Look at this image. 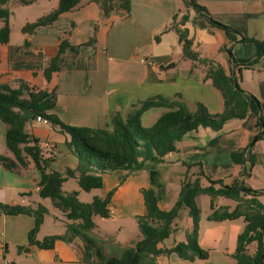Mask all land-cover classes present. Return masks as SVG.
<instances>
[{
    "label": "crops",
    "instance_id": "crops-1",
    "mask_svg": "<svg viewBox=\"0 0 264 264\" xmlns=\"http://www.w3.org/2000/svg\"><path fill=\"white\" fill-rule=\"evenodd\" d=\"M131 1L130 12L117 8L105 15L99 3L82 0L79 6L63 13L53 24L38 27L32 34L23 32L25 36L19 43L13 44L10 34L8 42H0V85L19 87L20 82H24L31 89L55 92L56 107L52 112L74 126L111 128L114 113L120 112L126 118L134 105L155 96L172 99L179 93L191 111L195 110L197 102H202L211 113H219L224 109L221 92L211 80L204 78L202 64L183 55L176 28L188 29L193 48L199 56L215 66H222L227 72L235 65L233 72L235 70L240 77L242 87L255 95L259 102L251 101L244 119L227 121L219 132L209 128L190 131L175 144L174 150L164 157L160 165H192L197 167L194 174L198 176L203 172L207 178L222 179L226 184L239 180L263 196L264 138L254 141L261 129L259 117H264V73L259 69L262 67L264 70L262 45L252 46L253 42L244 41L247 35L242 34L230 40L223 29L211 25L196 9L184 11V0ZM197 3L206 7L210 18L241 33L245 22L248 23L252 16L259 17L264 10V0H197ZM201 23L198 30L196 27ZM93 35L96 37L94 44H86ZM63 39H67L70 46L60 58L59 71L48 80L44 71L50 59L58 54ZM222 45L232 48L236 64L231 63L229 53L222 54ZM172 63L176 66L165 69ZM247 65L249 67H245ZM245 70H258L260 74L251 76ZM168 110L165 106L149 108L142 114V124L145 127L154 125ZM26 129L39 140L44 156L54 157L51 170L66 174L68 169L78 166V158L67 145V136L51 124L34 120L27 124ZM6 131L7 126L0 119V155L14 159L6 144ZM123 177L122 170L105 173L103 187L97 189L99 194L91 191L92 200L95 196L106 198L113 191L109 203L111 215L102 217L108 222L96 220L94 228H99L102 235L96 237L91 233L99 239L107 257H120L124 248L133 247L143 239L137 216L145 215L147 211L143 189L151 186L149 173L144 170ZM40 180V171L31 160L25 168L9 169L0 165V202L33 208L40 204L45 206L48 198L39 194ZM74 190L79 192L81 199L84 190L77 179L65 181L64 193ZM165 194L166 198L160 199L159 206L168 210L173 205L165 203L168 193L165 191ZM219 198L214 199L215 208L228 206L234 209L237 206L236 201L233 205L221 204ZM196 201L198 204V198ZM188 218L191 219L190 216ZM189 219L185 239L193 226ZM202 221L201 217L199 242L210 251L208 259L188 260L171 253L159 255L157 264H236L233 253L238 235L246 225L244 218L209 220L212 224ZM45 222L46 217L37 233L38 240L66 231L42 234ZM34 225L33 215L1 214L0 253L12 264H86L82 260L84 242L81 238L76 237L70 243L56 240L53 248H41L29 241ZM174 228L173 234L179 226ZM166 240L158 246L172 248L179 242L175 240L168 245ZM29 243L32 245L28 253L25 250ZM256 249V243L249 246L251 254Z\"/></svg>",
    "mask_w": 264,
    "mask_h": 264
},
{
    "label": "trees",
    "instance_id": "trees-1",
    "mask_svg": "<svg viewBox=\"0 0 264 264\" xmlns=\"http://www.w3.org/2000/svg\"><path fill=\"white\" fill-rule=\"evenodd\" d=\"M9 0H0L4 6ZM28 4L36 0H20ZM100 4L105 15L117 8L127 12L131 10V0H93ZM82 0H59L57 8L42 15L35 21L27 22L23 32L32 34L38 27L47 26L57 21L61 15L81 4ZM185 4L194 6L211 25L223 29L230 40L237 39L241 33L219 21L210 18L206 7L193 0H184ZM10 11L0 7V20L4 24L0 27V42L9 41L11 34ZM188 19L187 16H184ZM176 17L174 18V20ZM179 40L183 45V55L187 59L200 63L205 69V79L221 92L224 98V109L219 113H211L202 102H197L194 111H191L187 102L179 93L174 98L155 96L138 105L124 118L120 112L111 116V128L74 126L64 122L52 110L56 107V93L46 90L29 88L24 82L19 87L10 84L0 85V119L6 124V144L14 154V159L0 155V165L16 169L27 167L31 160L40 171L41 189L39 194L43 198H50L54 205L61 209L67 219V228L64 234H53L38 240L37 233L48 212L47 207L39 205L36 208L25 205H9L0 202L1 214L17 215L30 214L35 217V225L29 233V241L41 248H53L56 240L73 242L79 237L84 242L82 260L86 264H157V257L161 254L177 253L181 258L206 260L210 251L199 242L201 209L196 199L200 195H209L212 198L211 213L208 216L212 221L235 220L243 217L246 225L238 235L237 247L233 253L236 264H261L264 254V204L260 200L261 192L245 186L239 180L226 184L222 179H210L209 184H201L200 172L194 181L184 182L175 205L168 210L159 206L161 199L156 186L160 176V164L164 157L172 152L175 144L193 130L209 128L219 132L227 121L244 119L249 112L251 101L257 97L247 92L240 83L238 75L233 76L232 66L227 72L222 66H215L213 62L202 59L193 48V39L189 38L188 29L176 28ZM244 41H251L248 37ZM96 41L93 35L86 44L92 45ZM264 54V40L261 42ZM70 46L67 39L61 41L58 54L52 57L44 74L50 80L56 71H59V61L62 54ZM231 63L236 61L232 48L226 47ZM176 66L172 63L165 69ZM237 66V65H236ZM249 67V65L245 66ZM240 71L241 68H238ZM165 106L169 110L163 113L151 127L142 124V114L151 107ZM49 120V124L67 136V145L78 158V166L68 169L66 174L51 170L54 157H45L39 145V140L26 129L28 123L36 120L37 116ZM259 133L254 141L264 138V117H259ZM116 170H122L125 178L129 173L147 171L150 184L143 189L146 205V214L137 216V221L143 239L135 246L126 247L120 257H107L99 239L90 232L96 227L95 217H110L109 203L113 191L106 198L95 196L92 201L84 202L79 198V192L74 190L64 193L63 184L70 178H76L81 189L91 191L103 187V176ZM224 197L237 202L234 209L228 206L214 207V199ZM188 210L193 220V226L186 233V239L177 242L172 248H160L158 244L169 238L175 228L173 222L183 209ZM256 243L254 254L249 252V246ZM22 249V248H21Z\"/></svg>",
    "mask_w": 264,
    "mask_h": 264
},
{
    "label": "rangeland",
    "instance_id": "rangeland-1",
    "mask_svg": "<svg viewBox=\"0 0 264 264\" xmlns=\"http://www.w3.org/2000/svg\"><path fill=\"white\" fill-rule=\"evenodd\" d=\"M58 5H59V0H36L28 4L22 3L20 0H9L6 5L4 6L0 5V7L9 9L11 13L10 26L12 30L11 34H12L13 44L21 42V37L25 36L22 28L27 22L35 21L37 18L41 17L42 15H45L49 13L50 11H52L53 9L57 8ZM182 8L184 11H189V12H193L195 9L194 6H189L185 3L182 4ZM3 24H4V21L0 20V26H2ZM201 25L202 23L200 25H197L196 28L200 30ZM56 28L58 29L59 25H57ZM241 34L243 36L247 35L246 37L252 39L251 41H247V42H253L251 43L253 44L252 46H256L259 44L261 45V42L264 40V10H263V13L259 17L252 16L248 20V23L247 21L245 22L243 33ZM222 48H223L222 54L227 55L228 51L226 50V46L222 45ZM259 69H261L262 73H264V70L262 67H260ZM245 72L246 74L248 75L250 74L251 76H253L254 73H257L256 75L260 74L258 70L257 71L245 70ZM252 143L253 142H251V144ZM159 169H160L161 175H160V178L158 179L156 188L160 193L161 199L162 197L164 199L166 198V194H165V191H166L168 193V198L167 200H165V203H170L168 204L169 206L171 205L174 206L179 198V194H180V191L182 189L184 182L194 181L198 177V175L194 174V172L197 171V167H192V165H185V166L181 165L180 167L160 165ZM209 183L210 182L206 176L204 177L201 176V184L203 186L208 185ZM91 191H87V192L84 191L83 193L84 195L82 196L81 200L84 202H90L92 200ZM93 192H95L96 194H99V190L97 189H93ZM260 199L262 202H264V195L260 196ZM219 202L225 205H233L235 203L234 200L227 199L224 197H220ZM211 203H212V198L209 195H200L198 197V204L201 209V217L203 220L202 222L206 224H212L208 220ZM45 206H47L50 211L48 210L47 214L45 215L47 222H45L42 234L47 233V232L53 233L55 231H60V232L65 231L67 228V222H66L67 219L63 211L57 208L53 204L50 198L46 200ZM188 216H189L188 210L186 208L183 209L181 217L174 220V223H173L174 227L179 226V228L175 232V234H173L169 239L166 240L165 242L166 244L170 245V244H173L175 240L183 241L185 239V231L187 229V220L189 219ZM101 218H102L101 216H96L95 222L96 220H98V222H108L107 219H104V218L101 219ZM189 220H190L189 222H191V224L193 225L192 218ZM116 222H121V221H116ZM123 222H126V221H123ZM102 225L103 224H101V226ZM99 230H100L99 228L93 229V231H91L90 234L93 232L92 234L97 235L96 237H100L102 234L99 233Z\"/></svg>",
    "mask_w": 264,
    "mask_h": 264
},
{
    "label": "built area",
    "instance_id": "built-area-1",
    "mask_svg": "<svg viewBox=\"0 0 264 264\" xmlns=\"http://www.w3.org/2000/svg\"><path fill=\"white\" fill-rule=\"evenodd\" d=\"M37 121H41L45 124H49V120L42 117L41 115H38L36 118ZM0 264H12L11 260L8 259L3 253H0Z\"/></svg>",
    "mask_w": 264,
    "mask_h": 264
},
{
    "label": "water",
    "instance_id": "water-1",
    "mask_svg": "<svg viewBox=\"0 0 264 264\" xmlns=\"http://www.w3.org/2000/svg\"><path fill=\"white\" fill-rule=\"evenodd\" d=\"M193 2H195V0H193ZM212 19V18H211ZM236 75V71L234 70V72H233V76H235ZM31 243H29L28 245H27V248H26V250H25V252L27 251L28 253L31 251L30 249H31ZM261 264H264V254H263V256H262V258H261Z\"/></svg>",
    "mask_w": 264,
    "mask_h": 264
}]
</instances>
